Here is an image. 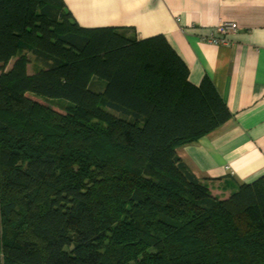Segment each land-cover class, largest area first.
<instances>
[{"label": "trees", "instance_id": "1", "mask_svg": "<svg viewBox=\"0 0 264 264\" xmlns=\"http://www.w3.org/2000/svg\"><path fill=\"white\" fill-rule=\"evenodd\" d=\"M230 118L163 36L0 0V264H264V176L220 197L177 153Z\"/></svg>", "mask_w": 264, "mask_h": 264}, {"label": "crops", "instance_id": "2", "mask_svg": "<svg viewBox=\"0 0 264 264\" xmlns=\"http://www.w3.org/2000/svg\"><path fill=\"white\" fill-rule=\"evenodd\" d=\"M85 29L125 30L137 40L163 36L197 86L208 78L231 118L178 150L192 174L227 197L264 176V0H62ZM218 18L234 22L225 44L208 37ZM126 44L112 38L107 49Z\"/></svg>", "mask_w": 264, "mask_h": 264}, {"label": "built area", "instance_id": "3", "mask_svg": "<svg viewBox=\"0 0 264 264\" xmlns=\"http://www.w3.org/2000/svg\"><path fill=\"white\" fill-rule=\"evenodd\" d=\"M236 29L237 25L234 22L218 18L214 31L210 33L208 37H203L200 40L211 45L225 44L226 37L233 34Z\"/></svg>", "mask_w": 264, "mask_h": 264}, {"label": "rangeland", "instance_id": "4", "mask_svg": "<svg viewBox=\"0 0 264 264\" xmlns=\"http://www.w3.org/2000/svg\"><path fill=\"white\" fill-rule=\"evenodd\" d=\"M29 69H30V70H33L32 66H30ZM37 100L40 101V102H44V103L51 104V100H46V99H37ZM51 105H52V104H51ZM71 225H72L73 227H76V225H75L74 222H72Z\"/></svg>", "mask_w": 264, "mask_h": 264}]
</instances>
